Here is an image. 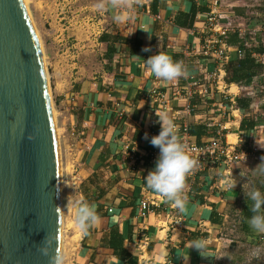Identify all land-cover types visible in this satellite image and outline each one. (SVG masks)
<instances>
[{"label":"crops","instance_id":"1","mask_svg":"<svg viewBox=\"0 0 264 264\" xmlns=\"http://www.w3.org/2000/svg\"><path fill=\"white\" fill-rule=\"evenodd\" d=\"M214 1L121 0L127 6L118 9L109 3L112 22L98 38L103 72L65 92L55 86L66 149L64 216L76 222L75 204L82 200L99 217L86 230L79 228L73 264H261V258L253 262L250 258L255 251L250 239L260 246L261 234L241 228L240 212L245 191L257 188L256 180L264 185V175L254 169L262 159L237 161L230 167L215 163L188 173L182 212L145 180L159 155V148L145 139V133L150 139L160 131L157 113L187 124L190 139L198 144L222 133L230 142L243 138V148L264 156V148L257 144L264 143L260 123L247 113L249 99L212 87L206 95L197 88L192 101L173 94L175 86L193 77L203 79L215 68L211 58L194 50L203 40L202 28L213 8L230 24L252 27L264 20L246 23L250 16L262 18L260 4L254 7L257 0H219L216 6ZM115 15L125 19L117 21ZM145 47L150 51H143ZM157 51L179 61L184 74L172 81L156 78L146 59ZM236 59L232 53L229 61ZM154 88L165 94L166 108ZM187 105L195 107L186 112ZM232 106L242 114L236 117ZM176 132L183 143L181 132ZM241 169L247 178L240 176ZM229 181L235 187H229ZM143 200L149 203L145 212L140 210ZM198 238L206 241L200 252L191 247ZM119 250L130 255L121 257Z\"/></svg>","mask_w":264,"mask_h":264},{"label":"water","instance_id":"2","mask_svg":"<svg viewBox=\"0 0 264 264\" xmlns=\"http://www.w3.org/2000/svg\"><path fill=\"white\" fill-rule=\"evenodd\" d=\"M61 173L40 41L24 0H0V264L60 252Z\"/></svg>","mask_w":264,"mask_h":264},{"label":"rangeland","instance_id":"3","mask_svg":"<svg viewBox=\"0 0 264 264\" xmlns=\"http://www.w3.org/2000/svg\"><path fill=\"white\" fill-rule=\"evenodd\" d=\"M101 2L104 7L99 9L97 4ZM258 2L254 1V7H259L261 2ZM26 8L43 51L51 106L55 110L56 126L59 129L61 159L65 166L66 149L56 110L55 86L65 92L83 79L93 78L103 72V51L98 38L103 28L111 24L112 11L109 0H27ZM64 186L65 182L61 187L60 252L64 256L63 264H73L75 246L80 240L81 231L76 222L64 216ZM258 257L261 258V264H264V246H260L259 251L250 252L251 262Z\"/></svg>","mask_w":264,"mask_h":264},{"label":"built area","instance_id":"4","mask_svg":"<svg viewBox=\"0 0 264 264\" xmlns=\"http://www.w3.org/2000/svg\"><path fill=\"white\" fill-rule=\"evenodd\" d=\"M219 0H215V6ZM221 12L213 8L207 17V23L202 28L203 40L195 51L199 54L211 58L215 63V68L208 71L202 78L193 77L184 84L177 85L173 88L174 96H184L189 101L194 99V96L199 94L206 95L209 88L225 93H230L233 96H244L249 99L248 114H250L258 124V132L264 135V20L259 25L248 27L245 25L228 23ZM231 31L238 32L241 38V44L230 45L227 42V35ZM232 53H236L238 58H241L248 53L256 63L261 66V70L251 78L228 83L225 80L226 64L232 57ZM199 88L197 92L196 89ZM153 93L160 99L163 108L167 106L165 94L160 93L156 88ZM195 105H187L186 112H191ZM232 111L236 112L237 116L241 115L238 107L232 106ZM176 130L181 132L183 144L195 159L196 164L189 172L194 170L204 169L215 163L231 166L237 161H248L250 158L262 159L254 151H249L242 147L243 138L237 141H227L223 138L222 133L217 137H213L206 142L198 144L190 139L189 127L187 124L179 121L173 122ZM257 148V147H256ZM111 211L112 208H109ZM141 212L149 210V203L143 200L140 205ZM259 242L264 246V234H261Z\"/></svg>","mask_w":264,"mask_h":264},{"label":"clouds","instance_id":"5","mask_svg":"<svg viewBox=\"0 0 264 264\" xmlns=\"http://www.w3.org/2000/svg\"><path fill=\"white\" fill-rule=\"evenodd\" d=\"M110 6L113 9L125 7L121 0H109ZM104 3H98L97 8L102 9ZM117 21L125 19L123 15H115ZM143 51H150L149 47H145ZM147 67L151 73L159 79L172 81L184 74V68L179 61L164 53L157 51L146 59ZM161 128L158 134L151 136L145 133V139L149 143L159 148V155L155 162L154 168L148 172L145 177L147 186L162 194L174 207L181 212L184 210L187 196L183 194L185 180L187 174L193 169L196 164L195 159L187 150L176 132L173 121L166 115L157 113ZM259 147L264 148V143L257 141ZM261 175H264V158L254 168ZM240 176L248 177V174L241 169ZM229 187H235L231 181L228 182ZM247 201H251L249 210L252 212L247 223L249 227L259 234H264V193L258 188H253L250 191H245ZM99 217L96 209L82 200H77L75 204V220L82 230H86L90 225L95 224ZM191 247L197 251H203L206 247V241L203 239H194L191 242ZM64 256L62 252L56 253L51 258V264H63Z\"/></svg>","mask_w":264,"mask_h":264},{"label":"trees","instance_id":"6","mask_svg":"<svg viewBox=\"0 0 264 264\" xmlns=\"http://www.w3.org/2000/svg\"><path fill=\"white\" fill-rule=\"evenodd\" d=\"M260 9L262 18H258L256 16H250L246 18V23H250L251 21H254L256 24L260 23L261 20L264 18V0H261L260 3ZM227 41L229 44H241V38L238 34V32H230L227 35ZM261 70V66L254 62V60L246 53L245 56L236 59V60H231L226 64V80L227 82H233V81H242L251 78L253 75L258 73ZM238 102L240 104L243 103L242 99H239ZM255 184L257 185V188L264 193V185L261 186V180H256ZM251 204V201H247L246 197L243 198L242 201V208L240 212V226L244 230L249 231V225L247 223V220L249 217H251L252 212L249 210V205ZM250 243L254 244L252 245V249L255 248L256 251L260 249L259 244H255L253 239H250ZM113 245V246H112ZM111 246L114 247L116 251V246H115V241L111 239ZM119 256H129L130 253L127 252L126 250H122L120 253L119 250Z\"/></svg>","mask_w":264,"mask_h":264},{"label":"bare ground","instance_id":"7","mask_svg":"<svg viewBox=\"0 0 264 264\" xmlns=\"http://www.w3.org/2000/svg\"><path fill=\"white\" fill-rule=\"evenodd\" d=\"M24 3H25V5L27 6V0H24ZM38 36V35H37ZM39 39V38H38ZM40 41V40H39ZM41 44V43H40ZM42 48V47H41ZM42 53H43V51H42ZM43 60H44V58H43ZM44 65H45V63H44ZM52 111H53V117H54V121H55V125H56V119H55V110L54 109H52ZM56 131H57V136H58V140H59V129H57V126H56ZM59 152H60V147H59ZM60 164H61V172H62V159H61V152H60ZM61 175H62V173H61ZM62 185H63V178H62V176H61V180H60V188L62 187ZM60 199H61V192H60ZM60 206H61V201H60ZM61 225H62V220H61Z\"/></svg>","mask_w":264,"mask_h":264}]
</instances>
